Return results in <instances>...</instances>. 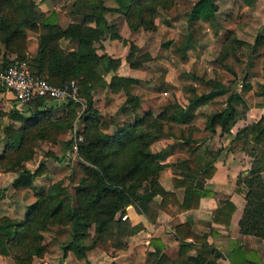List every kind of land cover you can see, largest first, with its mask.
<instances>
[{"label":"trees","instance_id":"obj_1","mask_svg":"<svg viewBox=\"0 0 264 264\" xmlns=\"http://www.w3.org/2000/svg\"><path fill=\"white\" fill-rule=\"evenodd\" d=\"M142 1L144 0H114V6H106L103 0H78L76 4L84 3L91 7L90 12L85 15L86 19L61 26L57 23L55 11L48 14L37 12L34 0H0V42L6 50L25 59L32 74L42 76L51 84L59 85L74 79L79 96L85 100L82 117L86 128L80 149L87 162L83 163L87 177L77 187L76 198L80 211L76 213L71 208L66 209L60 194L62 189L59 185L52 184L45 193L36 195V200L28 206L20 222L7 214H0V254L10 256L15 264H32L35 256L44 255L47 247L41 241V230L48 229L53 222L71 221V237L63 248L83 257L85 251L92 246L91 243L84 242L91 225L94 226L93 239L101 236L114 238V245L120 248L124 245V236L137 231L139 224L132 225L127 219H122L128 205L149 216L151 202L160 196L159 208L175 215L198 207L201 197L212 193L204 186L203 179L213 175L214 162L221 148L211 149L209 141L217 129L221 133H231V127L236 121L246 117L249 105L237 89L229 91L228 85L210 79L205 81L210 89L194 93L185 106L175 107L171 112L165 106L156 113L150 109L139 113L140 97L131 92L136 78L114 72L106 80L103 71L116 70L120 59L106 52L99 53V46L95 42L99 40L104 28L112 38L120 39V35L112 30L104 18L103 12L108 8L122 13L133 29L139 25L153 26V21L146 13L147 5L140 3ZM243 1L252 6L256 0ZM216 9L214 0H196L188 13V19L190 22L199 18L213 20ZM88 20L94 21V25L88 23ZM32 30L38 32V49L35 54L30 55L26 49L28 34ZM63 36L76 39L77 48L65 50L59 46H50L51 40ZM190 41L188 34L176 46V50L182 52L181 56L184 58ZM234 43L252 46L241 39H235ZM132 50L126 59L131 67H139L140 63L131 59ZM97 87H108L112 92L123 91L126 99L121 109H129L134 113L133 119L121 125L113 135H104L99 131L98 127H104L108 123L99 120L98 112L93 107V90ZM223 94H227L224 106L207 117L205 128L208 135L197 137L188 128L187 132L183 130L180 134L182 146L187 147V156L172 162H162L156 158L150 143L165 134L164 120L187 125L194 116L195 107ZM52 99L36 97L30 100L28 115L17 109L11 113L12 118L21 121V127L14 129L7 126L4 129L7 144L0 154V166L4 170L19 171L21 177L41 174L45 167L43 163H39L34 170L27 169L21 163L19 157L29 156V153L25 154L24 143L36 134L47 136L48 132L72 129L76 102L67 100L66 115L55 116L52 106L47 105ZM239 103H242V111L238 108ZM255 105L264 107V100ZM142 126L144 128L139 132ZM235 147L253 156L251 167L242 177L247 191L246 204L239 219L240 232L264 238V113L257 120L237 129L230 139L229 148ZM168 165L174 171L173 187L183 189L181 199L175 191L165 190L160 184L159 174ZM3 189L0 188V199ZM233 207L228 200L219 205L213 210L214 221H221L223 217L228 220ZM175 234L180 241L179 255L182 258L177 264H214L216 256L224 255L203 241L196 254L184 257L189 245L185 237H199L190 231L187 222L177 224ZM226 256L231 264H244L246 261L248 264H262L254 249L237 241Z\"/></svg>","mask_w":264,"mask_h":264},{"label":"rangeland","instance_id":"obj_2","mask_svg":"<svg viewBox=\"0 0 264 264\" xmlns=\"http://www.w3.org/2000/svg\"><path fill=\"white\" fill-rule=\"evenodd\" d=\"M195 1L144 0L140 3H146V13L153 21V26L139 25L133 29L126 20L124 26H114L115 32L122 33L119 34V42H116L117 48H121L124 54L127 51L126 56L133 49L131 59L140 63L139 67H132L136 69V82L131 89V92L140 97L141 106L137 110L139 113L147 109L156 113L165 106L169 107L168 111L171 112L175 107L185 106L194 93L210 89L205 83L210 79L228 85L229 91L237 89L249 105L246 112L256 102L264 100V0H256L252 6L244 4L243 0H214L217 9L213 20L199 18L190 22L188 13ZM76 2L78 0L64 1ZM103 3L115 2L103 0ZM35 32L29 31L28 35H34ZM188 34L191 41L184 58L181 56L182 52L176 50V46L181 44ZM235 39H241L252 46L235 45ZM98 43L95 42L96 45ZM112 49L117 50L114 47ZM15 54L11 58L18 57ZM127 65L129 61L126 59L124 66ZM121 71L125 72L127 69ZM226 95L217 96L195 107L194 116L187 125L164 120L165 134L150 143L156 158L162 160L168 156V150L159 148L166 149L171 143L182 146L180 134L183 130L187 132L186 128L192 129L197 137L208 135L205 128L207 117L214 110L224 106ZM81 99L75 101L77 105L71 130L52 131L48 132L47 136L36 134L24 143L25 154L29 153V156L19 157L21 163L31 170L39 163H43L45 167L41 174L33 176V182L25 189L18 187V197L13 195L12 186L4 188L3 193L7 194L9 199L12 195L17 199L16 202L22 203L27 199L28 209V205L36 200L38 193H45L50 185L57 184L62 189L60 194L66 209L71 208L76 213L80 211L76 198L77 187L81 180L87 177L83 168V163L87 162L80 149L86 128L82 117L85 100L82 97ZM125 99L123 91L112 92L108 87H97L93 90V107L98 112L99 120L108 123L104 127H98L102 134L113 135L121 125L133 119L132 111L121 109ZM66 102L63 101L61 110H53L55 116L66 115ZM238 108L243 110L242 103L238 104ZM254 117L257 119L256 114ZM143 128L144 126L140 127L139 132ZM21 195L26 197L23 196L22 199ZM8 203L7 199L0 200V214L7 213L12 217H19L18 206L9 208ZM88 230L84 242L92 244L94 226L91 225ZM71 231L72 223L69 220L53 222L48 229L41 230V241H44L47 247L46 257L35 256L34 264H62L63 259L66 260L65 264H77L76 260L81 257L63 248L71 237ZM107 239L109 242L104 247L105 252L101 251L93 256L99 264L118 263L113 257L117 255L115 252L120 247L114 245V238ZM87 255H92L89 249L85 251V258ZM2 264H12V260L8 258Z\"/></svg>","mask_w":264,"mask_h":264},{"label":"crops","instance_id":"obj_3","mask_svg":"<svg viewBox=\"0 0 264 264\" xmlns=\"http://www.w3.org/2000/svg\"><path fill=\"white\" fill-rule=\"evenodd\" d=\"M34 1L35 10L39 13L48 14L51 11H55L57 23L61 26H66L71 22L83 21L86 19L85 15L90 12L91 8L90 5L84 3H64L65 0ZM104 4L106 6L115 5V3ZM103 15L107 24L110 25L112 29L114 26L117 27L119 24L121 27L126 24L123 14L119 11L108 8L104 10ZM88 23L94 25V21L92 20H88ZM116 32H118V34H122L120 31ZM118 40V38H112L108 30L104 28L103 32L99 35V40L97 41V43L99 42L98 45L95 44L96 46H99L97 50L99 53L106 52L112 57L120 59V64L116 70L109 72L103 71L102 74L106 80H109L111 74L114 72L120 75L135 77L134 70L136 69L132 68L130 65L124 66L126 63L125 57L127 51L124 54L121 48H117L116 42H119ZM50 46H59L65 50H75L78 46V42L76 39L63 36L56 40H51ZM113 47L117 50H113ZM37 49L38 32H35L34 35L28 36L26 52L33 55L37 52ZM13 53L6 50L4 45L0 42V65L8 64L12 59L11 57L15 54ZM15 55H17V53ZM122 69H127V71L122 72ZM106 75L109 76V78H107ZM62 103L63 101L52 99L47 102V105L52 106L54 111H58L62 109ZM27 107L28 103H21L15 98L12 91L0 86V154L7 144V137L5 136L4 129L7 126L14 129L21 126V121L12 118L10 116L11 113L17 109L23 114L28 115L30 114V110ZM263 113L264 107H256L254 104L246 112V117L239 119L231 127V133H221L220 130L217 129L216 133L213 134L209 141L210 148H221V150L214 162L215 171L213 175L210 178L203 179L204 186L207 189H210L212 193L209 196L201 197L198 207L181 211L175 215H170L159 208L160 196H157L150 204L152 209L150 215L148 216L137 211L134 206L128 205L123 213L126 217H122V219H127L132 225L139 224L140 226L134 233L124 236V245L115 252L117 255L113 257V260L119 264H177L178 260H181L182 258L179 255L180 241L176 237L175 227L179 223L187 222L190 225V231L194 232L199 238H192L191 236L185 237V241L189 242V245L184 252V257L196 254L198 246L205 241L209 246L214 249H218L224 254L223 256H216L214 258V264H231L230 260L226 256V253L234 244H236L237 241V243L254 249L260 258L261 263L264 264V238L251 234H243L240 232L239 227V219L246 204L245 192L247 191V187L244 185L242 177L251 167L253 156L239 147L232 149L229 148L230 139L236 133L237 129L240 126L257 120ZM255 114L257 119L254 117ZM174 144L176 143H171V145L169 143L170 146L166 149L159 148V150H168V156L163 157L160 161L172 162L179 157L187 156L188 151L186 146L178 145V143L177 146ZM45 162L46 164L48 163L47 161ZM26 168L29 169L27 165ZM262 174L264 175V171ZM20 175L21 174L18 171H7L0 168V186H3L0 188H6L8 185L12 186L14 190L13 195L18 197L16 194V191H19L18 187H20V189L21 187L25 189L26 186H29V184L33 182V176L30 175L21 177ZM173 175V168L168 165L161 170L159 174V181L165 190L175 191L179 199H181L183 189L173 187ZM12 196L11 201V199L8 198L9 196L3 193L0 200H9V208H16L14 206H18L17 210L19 217H16V215L11 217L20 222L28 210L26 205L27 199L20 203L16 202L17 199ZM227 200L234 206L228 220L223 217V220L221 221H214L213 210ZM108 242L109 240L104 236L94 239V241H92V246L89 248L92 255H87L86 258L83 256V258L81 257V259H77L76 263L81 264L82 262L84 264H99L95 260L93 254L101 251L105 252L104 247L108 244ZM43 243L46 244L44 241ZM45 255L46 253H44V255L40 258H45ZM8 258L12 260V264H15L10 256H3L1 254L0 264L6 262ZM34 260L35 257L33 258L32 264H34ZM62 262V264H65L66 260L63 259ZM244 264H248V262L246 261Z\"/></svg>","mask_w":264,"mask_h":264},{"label":"built area","instance_id":"obj_4","mask_svg":"<svg viewBox=\"0 0 264 264\" xmlns=\"http://www.w3.org/2000/svg\"><path fill=\"white\" fill-rule=\"evenodd\" d=\"M0 86L13 92L23 104L36 97L53 98L67 101H81L74 79L62 84H51L42 76L32 74L25 59L14 57L8 64L0 65ZM123 218L126 215L122 216Z\"/></svg>","mask_w":264,"mask_h":264}]
</instances>
